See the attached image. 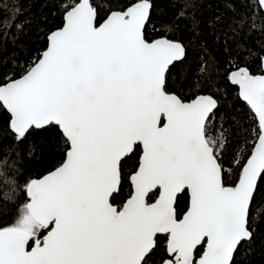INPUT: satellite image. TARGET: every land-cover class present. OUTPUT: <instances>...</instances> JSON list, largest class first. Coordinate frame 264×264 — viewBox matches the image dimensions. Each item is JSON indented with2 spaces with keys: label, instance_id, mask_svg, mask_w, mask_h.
Segmentation results:
<instances>
[{
  "label": "snow or ice",
  "instance_id": "snow-or-ice-1",
  "mask_svg": "<svg viewBox=\"0 0 264 264\" xmlns=\"http://www.w3.org/2000/svg\"><path fill=\"white\" fill-rule=\"evenodd\" d=\"M62 7L63 26L44 50L0 83L11 154L18 159L30 136L49 132L64 147L58 166L28 184L19 221L0 229V264H236L253 238L255 192L264 184V74L238 59L225 72L259 128L247 153L237 140L228 159L208 134L226 96L199 83L192 98L168 91L188 46L147 35L152 0H127L101 24L90 0ZM20 15L15 0L0 4L5 42ZM138 153L123 177L130 198L117 207L123 170ZM185 191L190 206L180 218L177 194Z\"/></svg>",
  "mask_w": 264,
  "mask_h": 264
},
{
  "label": "trees",
  "instance_id": "trees-1",
  "mask_svg": "<svg viewBox=\"0 0 264 264\" xmlns=\"http://www.w3.org/2000/svg\"><path fill=\"white\" fill-rule=\"evenodd\" d=\"M4 2L0 0V4ZM73 2L76 0H15L21 13L17 21L21 28L14 29L16 35L5 42L7 29L0 26V83L23 69L38 52L44 50L50 32L63 26L62 6ZM152 2L154 7L147 35L152 38L167 36L188 46L187 59L177 65L168 81V91L192 98L196 83L204 86L205 93L219 89L226 99L221 101V116L209 126V137L222 142L228 159L237 140L242 142L241 147L246 154L259 132L258 120L238 97V87L229 84L224 75L237 59L254 74L262 73L264 10L259 0ZM125 3L127 0H92L97 11V23L103 22L110 12L119 10ZM225 116L230 119H223ZM4 119L5 114L0 112V229L15 226L29 201L28 184L54 170L64 151L62 142L49 132L43 136H30L25 145H21L22 155L17 159L10 152L9 146L13 141L5 130ZM225 129L231 130L227 143H224V136L228 134ZM31 144L37 147L29 153L28 145ZM53 144L56 145L55 150ZM141 154L133 156L123 170V192L117 197V206L130 197V182L123 177L137 166ZM229 172L230 178H234V168H229ZM189 205V193H180L175 206L180 218ZM253 208L256 220L252 225L253 238L240 246L235 256L236 264H264V219L261 218L264 215V184L259 185L255 193ZM47 231L41 233L40 239ZM33 244L34 240H30L29 247Z\"/></svg>",
  "mask_w": 264,
  "mask_h": 264
},
{
  "label": "water",
  "instance_id": "water-1",
  "mask_svg": "<svg viewBox=\"0 0 264 264\" xmlns=\"http://www.w3.org/2000/svg\"><path fill=\"white\" fill-rule=\"evenodd\" d=\"M259 2H260V4H261V6H262V8H263V10H264V0H259ZM90 3L92 4V0H90ZM92 6H93V4H92ZM97 12V11H96ZM104 22V21H103ZM103 22H101V23H103ZM100 23V24H101ZM264 59V58H263ZM261 74H264V73H261ZM257 75H259V74H257ZM257 120H258V118H257ZM166 122V118H164L163 116H162V118H161V126H163V124ZM142 155V154H141ZM47 174H49V173H47ZM47 174H45L44 176H46ZM44 176H42L41 178H36V179H42ZM256 193V192H255ZM180 193H178L177 194V198H178V195H179ZM189 195H190V193H189ZM130 198V197H129ZM177 202V201H176ZM28 203H30V197H29V201H28ZM117 206V205H116ZM176 206V205H175ZM190 206V205H189ZM117 207H119V206H117ZM188 210V209H187ZM187 212V211H186ZM186 212L184 213V214H186ZM183 217V216H182ZM181 217V218H182ZM51 227V226H50ZM50 230V229H49ZM47 235V233L44 235V236H46ZM206 239V238H205ZM41 240H43V238H41ZM29 243H30V241L28 242V245L26 246V248H27V250H31V247H34L35 246V242H34V244L31 246V247H29Z\"/></svg>",
  "mask_w": 264,
  "mask_h": 264
}]
</instances>
